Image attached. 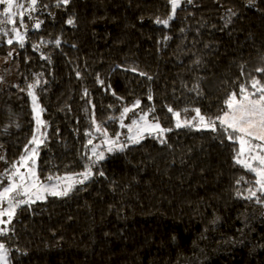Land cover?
I'll list each match as a JSON object with an SVG mask.
<instances>
[{
    "label": "trees",
    "instance_id": "obj_1",
    "mask_svg": "<svg viewBox=\"0 0 264 264\" xmlns=\"http://www.w3.org/2000/svg\"><path fill=\"white\" fill-rule=\"evenodd\" d=\"M56 5L38 0L35 19L25 16L32 28L24 48L0 35V61L16 69L15 86L5 87V75L0 77L6 167L34 133L27 85L37 79L35 94L47 122L37 158L42 180L83 170L91 147L85 144L98 140L93 114L116 132L123 107L139 98L141 111L154 108L149 118L173 130L166 144L145 136L124 152L107 154L94 169L105 176L94 175L68 197L18 210L14 231L0 236L9 264H264V207L236 195H246L255 179L234 161L239 144L222 132L174 128L166 107L180 112V119L194 117L195 108L215 117L240 83L250 84L253 76L264 83V73L255 71L264 67V0L253 6L248 0L182 3L168 27L155 22L170 14L168 0ZM69 18L75 26L66 23ZM36 19L43 21L39 29L33 27Z\"/></svg>",
    "mask_w": 264,
    "mask_h": 264
},
{
    "label": "snow or ice",
    "instance_id": "obj_2",
    "mask_svg": "<svg viewBox=\"0 0 264 264\" xmlns=\"http://www.w3.org/2000/svg\"><path fill=\"white\" fill-rule=\"evenodd\" d=\"M70 0H57V7L61 5L67 6ZM171 5V12L167 18H156V23L164 27H168L181 8L182 3L192 4L193 0H168ZM256 0H248V5H255ZM38 0H27V3L22 0H0V5H3V10L0 12V35L8 37L7 43L12 45L14 42L19 44L20 48L25 47L26 32L28 25L24 22L27 15L29 19H35L31 13L37 11ZM230 16H234L235 12L228 10ZM229 23L231 20L229 19ZM43 21L35 20L33 27L39 29ZM66 23L75 26L73 18H69ZM10 25V28L5 27ZM24 29V32L21 31ZM183 32L184 29H181ZM165 40L170 37H165ZM43 43V42H42ZM57 46L60 45V40L55 41ZM40 45H33L34 50H39ZM12 52L8 56H12ZM48 59L47 57H43ZM243 68V65L241 66ZM130 71L138 72V69L132 68ZM257 73H264V67H258L255 70ZM142 77L151 80L152 77L144 72L138 73ZM77 78H80V73H76ZM246 75L243 71L241 76ZM2 80V78H0ZM97 81L103 85V80L97 76ZM40 81L37 79L34 83L27 85V94L31 97L32 112L36 121V130L34 131L28 144L25 145L24 153L19 159L12 163L10 169H6L0 178H6L7 185L0 184V236L7 235L14 231L12 225L14 217L18 210L27 206H31L37 202H45L48 197L64 198L72 193L77 185H84L87 181L93 178L94 175L100 177L105 176V172L100 170L94 172V169L106 159V153L124 152L132 145H138L145 136H152L157 139L160 144H166V133L172 131L171 128L162 127L160 121L155 116L149 117L155 112L154 108H150L147 112H136V109L141 107V100L136 99L130 106H124L120 117L121 128H127L128 135L125 140H121V133L117 132L114 136H109L107 129L98 123L93 114L92 124L94 131L100 133L103 137L101 144H93V138H89L85 144V148H89L90 154L86 153V162L81 172L65 174L63 176L53 177L49 175L45 180H42L37 172V158L39 156L40 146L46 144V132L41 131V128H47V122L41 119V113L44 109L38 103L35 89ZM110 87V86H109ZM198 88V86H197ZM23 90V89H22ZM151 91V90H149ZM114 96L115 92L112 93ZM200 94L199 92L197 93ZM84 95L88 96L87 89ZM117 99H123L117 97ZM153 99L152 95H148V100ZM224 108L220 110V114L215 117H208L202 114L201 109L195 108L196 115L191 121H181V113L175 111L171 106H166L167 111L172 113L176 119L175 128L194 127L196 130H209L213 133L222 132L227 140L239 144V151L234 157L236 164L241 165L244 169L254 174V181L249 182L250 187L245 189L246 195L237 191V197L248 201H254L256 204L264 207V83L260 79L253 76L249 83H240L239 92L233 91L227 94L223 101ZM94 107V106H93ZM187 111V109H185ZM129 113L132 117H129ZM126 118L131 119L130 124H125ZM112 119V118H110ZM197 121V123H193ZM87 136L92 137V133L86 132ZM102 145L104 147H102ZM31 146V147H30ZM4 157L0 156V160ZM23 169V171L21 170ZM244 178L241 177L237 184ZM6 217V219H5ZM0 264H9V249L4 243H0Z\"/></svg>",
    "mask_w": 264,
    "mask_h": 264
},
{
    "label": "rangeland",
    "instance_id": "obj_3",
    "mask_svg": "<svg viewBox=\"0 0 264 264\" xmlns=\"http://www.w3.org/2000/svg\"><path fill=\"white\" fill-rule=\"evenodd\" d=\"M22 2H24V3H27V0H22ZM1 6V5H0ZM3 5H2V9H3ZM37 10H38V8H37ZM35 13V12H34ZM34 13H32L31 14V16H33V14ZM27 16V15H26ZM11 27V26H10ZM9 27V28H10ZM32 27H28V29H27V32L31 29ZM21 31L22 32H24V29H21ZM26 32V33H27ZM1 65H3V66H1ZM2 67H6V70H3L2 69ZM5 71H6V73H5ZM5 75V82L6 83H8V85H4L5 87H12V86H15V78H16V69H15V67H12L10 64H9V61H0V77H2L3 78V76ZM31 104H32V102H31ZM130 106V105H129ZM136 112L137 113H140L141 112V109L140 108H138V109H136ZM196 115V114H195ZM194 115V116H195ZM119 117H120V115H119ZM119 117H117L116 118V121H117V131L116 132H114V131H111V130H109V128L108 127H105L106 129H107V132H108V135L109 136H114L115 135V133H117V132H119V133H121V136H120V139L123 141V140H125L126 139V137H127V135H128V131H127V128L125 127V128H121L120 127V121H119ZM129 117H132V114L131 113H129ZM193 118V117H192ZM192 118H190V119H181V121H184V120H189V121H191L192 120ZM173 119H174V124H173V126H174V128H175V123H176V119L173 117ZM124 123L125 124H130L131 123V119H129V118H126L125 120H124ZM193 123H197V121H194ZM36 127L37 126H35V130H36ZM183 128V127H182ZM34 130V131H35ZM41 131H43L44 132V128H41ZM147 136V135H146ZM102 140H103V137L100 135V133H98V140L96 141V143L95 144H101V142H102ZM31 147V146H30ZM102 147H104L103 145H102ZM2 154H3V150H1L0 149V156H2ZM106 155H107V153H106ZM11 168V167H10ZM9 167H6V161H5V159H3V160H0V177H2V174L5 172V170L6 169H10ZM22 171H23V169H21ZM63 176V175H62ZM5 179V178H4ZM6 180V179H5ZM1 181H2V178H0V184H1ZM6 185H7V180H6ZM264 214V213H263ZM5 219H6V217H5ZM0 227H3V226H0Z\"/></svg>",
    "mask_w": 264,
    "mask_h": 264
}]
</instances>
